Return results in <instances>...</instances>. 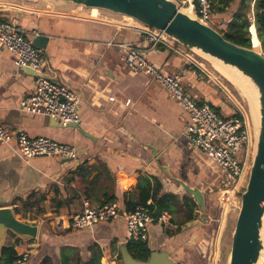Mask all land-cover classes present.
Returning <instances> with one entry per match:
<instances>
[{"label": "crops", "instance_id": "0c3cea01", "mask_svg": "<svg viewBox=\"0 0 264 264\" xmlns=\"http://www.w3.org/2000/svg\"><path fill=\"white\" fill-rule=\"evenodd\" d=\"M237 4L233 0L224 11L213 10L212 21L217 19L219 30L225 29ZM1 19L18 23L44 50V73L80 98L76 127L22 111L19 101L32 92L35 77L16 66L13 55L0 44V124L29 137L70 143L77 150L73 160L34 156L24 162L12 150L14 140L0 144V206L15 207L18 201L12 204L13 199H25L34 192L44 196L43 213L35 218L40 221L37 237L23 240L8 234L5 244L15 243L17 254L28 251L27 264H85L99 254L100 264H208L213 252L215 264H225L230 244L222 233L229 222L227 213L238 206L240 194L221 209L219 170L183 136L188 113L147 75L125 67L124 45L145 49L150 61L179 75L187 93L199 103L208 102L222 116L238 110L245 113L239 96L188 50L174 44L147 49L144 27L124 15L100 9L93 13L92 8L63 0H0ZM250 32L251 37L256 35L253 26ZM116 93L130 98V106L108 99ZM244 100L246 120L252 124L250 105ZM96 160L113 174L118 201L124 191L134 189L140 175H147L157 177L164 191L180 196L185 192L174 179L198 187L205 210L199 207L195 220L183 226L151 224L147 241L152 255L136 260L126 254L123 216L91 229L68 225L69 216L85 203L99 205L96 199L73 196L80 190L71 174L78 164ZM216 207L223 213L215 223ZM30 213L25 218L30 219Z\"/></svg>", "mask_w": 264, "mask_h": 264}, {"label": "built area", "instance_id": "2783aa9c", "mask_svg": "<svg viewBox=\"0 0 264 264\" xmlns=\"http://www.w3.org/2000/svg\"><path fill=\"white\" fill-rule=\"evenodd\" d=\"M179 7H190L194 18L201 23L210 25L213 13V0H174ZM256 0H250L249 19L250 27L253 26V6ZM264 15V2L262 7ZM142 25V24H141ZM142 31L147 49H153L160 44L175 43L163 31L148 28L144 25ZM254 27V26H253ZM34 35L36 31H32ZM252 39V37H251ZM0 44L6 48L18 67H28L42 76H34V88L32 92L19 101V108L26 113L43 114L57 120L60 124L69 126L79 121L78 94L65 84L51 79L44 73L45 52L35 46L32 39L25 34V30L11 19L0 20ZM185 49V48H184ZM124 65L132 72H141L148 76L154 83L160 85L168 97L177 102L189 115L183 136L189 145L201 151L207 159L217 167L220 172V193H239L242 191L249 170V142L250 132L246 117L241 110L222 116L206 101L199 103L181 84V77L160 69L146 56V50L138 46L124 45ZM187 50V49H186ZM190 52V51H189ZM192 53V52H191ZM208 82H212L208 79ZM110 101L117 100L124 106H130L131 99L122 93H116L108 97ZM12 145L13 152L28 162L34 156H57L62 159H75L77 150L70 143H59L46 137H29L22 131H13L0 124V144ZM245 152V157L241 154ZM240 194V193H239ZM145 205H138L133 211L124 213V229L126 240H148L149 226L153 223L161 224L162 227L172 228L167 212L157 215ZM227 203H222L221 209ZM119 203L117 201L91 206L85 203L83 207L69 216L71 229H91L95 225L111 221L120 217ZM29 252L23 251L15 257L12 264H27ZM210 264H215L214 252L210 256ZM2 264V263H0Z\"/></svg>", "mask_w": 264, "mask_h": 264}, {"label": "water", "instance_id": "95a60500", "mask_svg": "<svg viewBox=\"0 0 264 264\" xmlns=\"http://www.w3.org/2000/svg\"><path fill=\"white\" fill-rule=\"evenodd\" d=\"M63 1L124 15L148 28L163 31L175 43L193 54L202 57L206 55L207 58L216 59L223 65L233 67L252 83L256 92L258 123L254 132L247 180L239 195L225 264H258L263 247L261 231L264 220V53L261 51L259 41V48L254 46L252 39V47L236 44L226 39L211 25L201 23L183 12L174 0ZM22 68L33 76H42L28 67ZM70 126L76 127L78 122ZM174 180L193 198L201 211H204L203 192L198 187H191L178 179ZM119 214L124 215L121 208ZM39 223L38 219L18 217L11 205L0 206V254L9 233L23 240H33L38 235ZM261 264H264V259Z\"/></svg>", "mask_w": 264, "mask_h": 264}, {"label": "trees", "instance_id": "16d2710c", "mask_svg": "<svg viewBox=\"0 0 264 264\" xmlns=\"http://www.w3.org/2000/svg\"><path fill=\"white\" fill-rule=\"evenodd\" d=\"M233 0H213V10L217 12L224 11L225 7L232 4ZM264 0H256L253 6V26L256 37L260 43L261 51L264 53V15L262 13ZM232 12V17L227 22L223 31H219L224 37L236 44L246 47H252L249 19L250 0H238V4ZM72 178L79 182L80 192H73V196H82L84 199H96L99 205L117 201L124 213L133 211L138 205H145L148 201V208L153 211L154 215L161 212H167L170 222L176 226H183L195 220L198 216V205L188 194L182 196L164 191L161 181L154 176L140 175L132 191H124L122 198L118 201L115 194V179L113 174L108 170L106 164L100 160L94 163L82 162L72 171ZM43 194L31 193L25 199H13L12 204L16 215L20 214L25 218L26 212L30 213V219H35L43 213L41 203ZM13 236V234L9 233ZM18 239V238H16ZM126 250L129 255L136 260H146L151 252L148 241L128 240ZM17 251L15 243L4 244L1 254L0 263L12 264ZM94 256V255H93ZM91 257L85 264H100L96 257Z\"/></svg>", "mask_w": 264, "mask_h": 264}, {"label": "bare ground", "instance_id": "6f19581e", "mask_svg": "<svg viewBox=\"0 0 264 264\" xmlns=\"http://www.w3.org/2000/svg\"><path fill=\"white\" fill-rule=\"evenodd\" d=\"M183 12L188 14L189 16H194L193 12L191 11L190 7L182 8ZM92 11L94 13L97 12L96 8H92ZM253 44L256 48H259V43L256 35L252 36ZM203 57H206L203 56ZM207 58V57H206ZM210 59L213 64L215 65V68L224 76L226 77L231 83L240 91L242 96L248 101L251 109V115L253 119V131H256L257 123H258V110H257V99H256V92L252 85V83L248 80L247 77L242 75L239 71H237L233 67H229L226 65H223L220 61L208 58ZM264 223V220H263ZM261 238L263 247L260 253V259L258 261V264H261V261L264 259V228L261 231Z\"/></svg>", "mask_w": 264, "mask_h": 264}, {"label": "rangeland", "instance_id": "374dc122", "mask_svg": "<svg viewBox=\"0 0 264 264\" xmlns=\"http://www.w3.org/2000/svg\"><path fill=\"white\" fill-rule=\"evenodd\" d=\"M45 1V0H44ZM183 11V9H181ZM94 13V12H93ZM194 18V16H192ZM210 25L212 27H214L215 29H217L218 31H223V30H219L218 27H217V19H214L212 21L211 19V22H210ZM195 57L198 59V60H201L203 61L212 71H214L217 75H219L221 77V79L223 80V83H225V85H227L229 87V89H231L232 91H234L240 98L241 102H242V105L244 107V110H245V117H247L246 115V112H247V104H246V101L244 100V98L240 95V93L238 92V90L226 79L224 78L220 73L219 71L215 68V65L213 64V62L208 59V58H204L202 56H199L198 54H194ZM233 92V93H234ZM248 102V101H247ZM247 124H248V121H247ZM248 127H249V132H250V142H249V158H250V155H251V152H252V146L254 144V131H253V123H249L248 124ZM242 158L245 157V152H242L241 154ZM223 187H219V189H222ZM241 191L239 190V193ZM219 194V192H217ZM239 193H235V195L232 194V192H227V198L225 199V196H224V192L221 194L220 193V196L218 195V201H219V197H220V200L223 201V203H232L234 202V199L236 197H238ZM236 202V201H235ZM234 211L237 212V206H234L232 208L229 209L228 213H227V219H228V224L226 225L225 224V228H224V231L222 233V236L224 237L225 241H227V244H230L231 242V234H232V231L234 229V224H235V219H236V216L234 213ZM223 212L220 211L217 207H216V210L214 212H212V217L215 219V223H216V220L218 221L219 220V216L222 214ZM27 216V215H25ZM30 216V215H29ZM227 219H226V222H227ZM219 224V222H217L216 224V227L217 225ZM214 228V226H213ZM264 228V223H263V227L262 229ZM217 229V228H216ZM5 244V243H4ZM6 244H8V242H6ZM210 264V263H208Z\"/></svg>", "mask_w": 264, "mask_h": 264}]
</instances>
